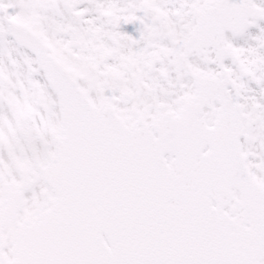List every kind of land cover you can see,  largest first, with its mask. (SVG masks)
Here are the masks:
<instances>
[{
	"label": "snow or ice",
	"instance_id": "snow-or-ice-1",
	"mask_svg": "<svg viewBox=\"0 0 264 264\" xmlns=\"http://www.w3.org/2000/svg\"><path fill=\"white\" fill-rule=\"evenodd\" d=\"M0 264H264V0H0Z\"/></svg>",
	"mask_w": 264,
	"mask_h": 264
}]
</instances>
